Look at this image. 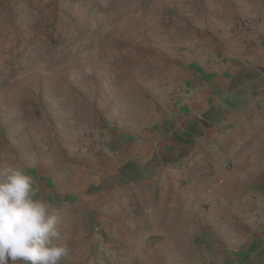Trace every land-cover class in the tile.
Returning <instances> with one entry per match:
<instances>
[{"label": "crops", "instance_id": "crops-1", "mask_svg": "<svg viewBox=\"0 0 264 264\" xmlns=\"http://www.w3.org/2000/svg\"><path fill=\"white\" fill-rule=\"evenodd\" d=\"M175 1L165 54L109 89L105 115L95 75L35 60L47 0H0V170L22 168L54 208L60 264H264V0ZM95 129L103 146L79 154Z\"/></svg>", "mask_w": 264, "mask_h": 264}, {"label": "rangeland", "instance_id": "rangeland-1", "mask_svg": "<svg viewBox=\"0 0 264 264\" xmlns=\"http://www.w3.org/2000/svg\"><path fill=\"white\" fill-rule=\"evenodd\" d=\"M170 1L47 0L38 16H33L28 43L34 49L35 60L53 66L74 61L78 62L75 70L86 71L90 77L95 75L99 113L106 115L103 110L109 102L105 100L109 89H112L110 97L117 96L125 77L129 85H134L136 76L151 70L146 63L140 67L141 60L153 61L165 54L164 37L159 32L170 31L168 27L174 23L171 18L178 17L184 8L183 3ZM178 23L182 28L183 21L180 19ZM29 59H33L32 54ZM113 101L115 105L118 99Z\"/></svg>", "mask_w": 264, "mask_h": 264}, {"label": "clouds", "instance_id": "clouds-1", "mask_svg": "<svg viewBox=\"0 0 264 264\" xmlns=\"http://www.w3.org/2000/svg\"><path fill=\"white\" fill-rule=\"evenodd\" d=\"M52 205L34 199L22 168L0 170V264H60L68 254Z\"/></svg>", "mask_w": 264, "mask_h": 264}, {"label": "built area", "instance_id": "built-area-1", "mask_svg": "<svg viewBox=\"0 0 264 264\" xmlns=\"http://www.w3.org/2000/svg\"><path fill=\"white\" fill-rule=\"evenodd\" d=\"M262 19L263 17L259 16L258 18L245 19L238 24L236 29L240 34L241 41L246 42L255 34H258L260 21ZM209 61L211 64H213V61L210 58ZM182 92H183V88H179L177 91L173 92V97L176 98L180 96ZM103 144H104V137L98 132V129L87 131V133L84 134L83 136L81 145L78 146L77 148V152L79 154H84L91 150L100 149L103 146ZM42 145L45 149L48 148V145L46 143H42ZM201 206H203V204L196 203L194 205V210H197ZM257 211H255V213H257ZM95 231L99 232V228L98 227L95 228ZM106 250L107 249L103 244L98 245V252L100 254H106Z\"/></svg>", "mask_w": 264, "mask_h": 264}]
</instances>
